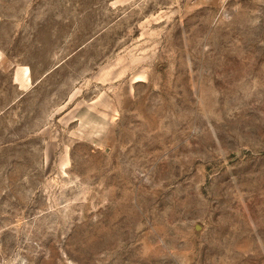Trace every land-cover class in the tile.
Returning a JSON list of instances; mask_svg holds the SVG:
<instances>
[{
    "label": "rangeland",
    "instance_id": "rangeland-1",
    "mask_svg": "<svg viewBox=\"0 0 264 264\" xmlns=\"http://www.w3.org/2000/svg\"><path fill=\"white\" fill-rule=\"evenodd\" d=\"M0 264H264V0H0Z\"/></svg>",
    "mask_w": 264,
    "mask_h": 264
}]
</instances>
